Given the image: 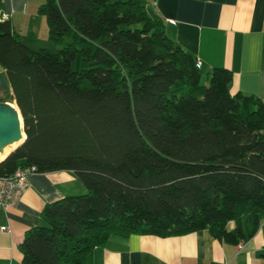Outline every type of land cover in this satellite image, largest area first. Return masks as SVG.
Instances as JSON below:
<instances>
[{
	"label": "trees",
	"instance_id": "1",
	"mask_svg": "<svg viewBox=\"0 0 264 264\" xmlns=\"http://www.w3.org/2000/svg\"><path fill=\"white\" fill-rule=\"evenodd\" d=\"M2 8L0 100L18 106L25 139L5 148L15 147L0 175L71 170L86 189L45 203L19 264H86L111 234L253 237L264 220V101L230 92L228 68L203 76L143 0H44L57 47L37 50Z\"/></svg>",
	"mask_w": 264,
	"mask_h": 264
},
{
	"label": "crops",
	"instance_id": "2",
	"mask_svg": "<svg viewBox=\"0 0 264 264\" xmlns=\"http://www.w3.org/2000/svg\"><path fill=\"white\" fill-rule=\"evenodd\" d=\"M44 0H3L2 18L27 45L47 40L38 13ZM146 12L165 23L168 36L200 61V69L226 67L230 92L264 101V0H143ZM29 44V45H28ZM30 47V48H31ZM2 159V158H1ZM86 191L71 170L36 172L16 206L0 210V264H19L24 232L41 222L45 203ZM264 220L248 241L236 245L208 229L182 235L111 234L86 264H264Z\"/></svg>",
	"mask_w": 264,
	"mask_h": 264
},
{
	"label": "water",
	"instance_id": "3",
	"mask_svg": "<svg viewBox=\"0 0 264 264\" xmlns=\"http://www.w3.org/2000/svg\"><path fill=\"white\" fill-rule=\"evenodd\" d=\"M7 87L8 83L6 79L0 74V94L4 92ZM24 139L23 119L18 106L14 102L0 100V154H3L8 145L20 140L23 142ZM21 142H19V144ZM12 150H10L8 154Z\"/></svg>",
	"mask_w": 264,
	"mask_h": 264
},
{
	"label": "built area",
	"instance_id": "4",
	"mask_svg": "<svg viewBox=\"0 0 264 264\" xmlns=\"http://www.w3.org/2000/svg\"><path fill=\"white\" fill-rule=\"evenodd\" d=\"M200 67V61L196 60ZM34 165L17 168L12 174L0 175V210H9L16 206L18 200L28 186L29 175L36 173ZM1 231L8 232L7 226H2Z\"/></svg>",
	"mask_w": 264,
	"mask_h": 264
},
{
	"label": "rangeland",
	"instance_id": "5",
	"mask_svg": "<svg viewBox=\"0 0 264 264\" xmlns=\"http://www.w3.org/2000/svg\"><path fill=\"white\" fill-rule=\"evenodd\" d=\"M43 18L45 20L44 16H43ZM38 42H40V41H38ZM38 42H34L32 47L30 46L32 50H37L39 48H50V49H52V48H56L57 47V45H55L54 43H52V42H50L48 40L41 41V44H38ZM202 74H203V76H205L206 72L202 71ZM7 154L8 153H6V152H3V154H0V159L3 158L4 156H6Z\"/></svg>",
	"mask_w": 264,
	"mask_h": 264
}]
</instances>
